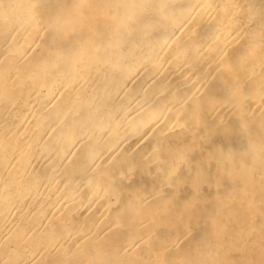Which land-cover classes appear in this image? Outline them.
Listing matches in <instances>:
<instances>
[{"label": "bare ground", "instance_id": "obj_1", "mask_svg": "<svg viewBox=\"0 0 264 264\" xmlns=\"http://www.w3.org/2000/svg\"><path fill=\"white\" fill-rule=\"evenodd\" d=\"M0 264H264V0H0Z\"/></svg>", "mask_w": 264, "mask_h": 264}]
</instances>
